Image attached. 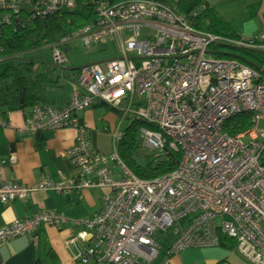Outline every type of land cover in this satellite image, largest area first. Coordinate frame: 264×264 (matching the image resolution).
Wrapping results in <instances>:
<instances>
[{
    "label": "built area",
    "instance_id": "obj_1",
    "mask_svg": "<svg viewBox=\"0 0 264 264\" xmlns=\"http://www.w3.org/2000/svg\"><path fill=\"white\" fill-rule=\"evenodd\" d=\"M179 1L111 5L100 0L96 21L69 38L86 48L112 41L120 53L81 67L69 101L33 108L22 128L31 135L73 128L75 142L66 157L74 176L55 182L42 172L33 187L7 181L4 166L16 163L11 154L0 159V202L23 200L34 190L98 187L105 190L102 210L78 221L56 209L44 210L0 228V242L30 235L37 243L41 227L72 222L93 232L82 250L76 238L64 242L76 261L157 264L161 245L155 234L175 228L168 255L219 246L224 235L249 262L264 264V79L238 60L209 56L210 46L222 38L194 28L180 13ZM30 2L0 0V27L11 24L22 4ZM33 4L36 14L48 15L74 7L75 0ZM233 44L264 49L244 41ZM56 58L63 61L59 52ZM135 100L142 103L135 106ZM97 102L113 108L125 103V116L135 115L150 125L140 129L146 148L182 151L177 168L154 179L132 174L114 145L121 137L119 125L110 133L113 150L100 152L81 118ZM245 111L255 113L254 127L230 135L226 121ZM158 264H169L168 257Z\"/></svg>",
    "mask_w": 264,
    "mask_h": 264
},
{
    "label": "crops",
    "instance_id": "obj_2",
    "mask_svg": "<svg viewBox=\"0 0 264 264\" xmlns=\"http://www.w3.org/2000/svg\"><path fill=\"white\" fill-rule=\"evenodd\" d=\"M242 5L245 9L241 10L236 19L231 18L236 30L245 38L260 37L264 41V0H244ZM65 87L66 84L61 95L51 100L53 102L47 100L45 93L46 103L58 107L67 103L73 91L72 82ZM101 106L105 105L97 104L84 111L81 117L92 130L94 146L100 152L108 154L111 152L112 139L102 129L117 127L119 120L112 110H99ZM28 110L0 114V159L16 155L15 164L4 166V179L30 187L38 184L42 172L55 182L71 179L74 171L66 153L75 142L76 131L64 128L36 135L24 133L22 128L29 115ZM106 140L110 147L106 145ZM104 193L105 190L98 187L82 190L74 188L63 192L52 189L31 191L23 200L8 204L0 202V228L49 209H56L75 221L91 219L102 210ZM92 233V230L72 222L41 227L37 243L30 235L0 242V264H84L74 259L64 242L76 238L77 249L82 250L90 243ZM176 236L175 232L174 237L161 249L157 264L165 256L169 258V264H252L240 255L235 242L231 240H223L219 246L188 248L179 254L168 256L167 250ZM89 264L100 263L92 260ZM138 264L147 263L140 261Z\"/></svg>",
    "mask_w": 264,
    "mask_h": 264
},
{
    "label": "trees",
    "instance_id": "obj_3",
    "mask_svg": "<svg viewBox=\"0 0 264 264\" xmlns=\"http://www.w3.org/2000/svg\"><path fill=\"white\" fill-rule=\"evenodd\" d=\"M34 1L22 4L21 12L12 16L11 24L0 27V62L7 63L4 72L0 74V114L25 112L29 109L27 113L30 115L32 109L37 106L51 105L46 103L45 93L48 89L63 88L65 84L60 80L65 82L70 79L74 90L75 76L80 68L70 73L62 67L67 61V46L78 40L69 38L98 18L100 0H75L74 7L62 8L48 15L36 14ZM106 1L111 5H118L134 0ZM178 9L194 28L222 38L221 42H214L210 46L209 56L214 59L238 60L253 68L257 66L258 69H255L261 73V80L264 79V49L233 44L244 41L258 47L264 46L260 37H243L233 22L220 14L208 0H180ZM231 41L233 43H229ZM47 48L52 50V63L36 57ZM56 52L62 54L63 61L56 58ZM141 103L134 101L135 106ZM97 104L109 107L117 115L119 126L123 121H128L124 131L120 130L121 137L114 145L120 160L132 174L140 179H154L177 168L182 159V151L167 148L160 152L146 148L140 129L150 125L135 115L125 116V103L120 108H113L102 102L95 105ZM254 115V112L245 111L230 117L224 125L225 130L233 136L248 132L254 127ZM102 132L110 135L111 130L105 127ZM138 154L144 155V162L137 159ZM159 233L155 234V240L160 244ZM223 240L233 241L221 235V241ZM162 247L161 245V249Z\"/></svg>",
    "mask_w": 264,
    "mask_h": 264
},
{
    "label": "rangeland",
    "instance_id": "obj_4",
    "mask_svg": "<svg viewBox=\"0 0 264 264\" xmlns=\"http://www.w3.org/2000/svg\"><path fill=\"white\" fill-rule=\"evenodd\" d=\"M214 8L222 15H224L226 18L229 20H232L237 18L239 14L241 13V10H244L245 8L243 7L242 3L244 4L243 1L239 0H208ZM231 20V21H232ZM66 63L64 64L65 70L69 71L70 73H74L77 68H81L83 66L87 65H92L96 63H104L108 60L118 58L120 55L117 46L115 43L108 42L107 45H95L90 49H87L83 43L79 40L72 42L70 45L67 46L66 51ZM39 58H44L47 59L50 63L54 61L53 59V53L52 50L47 48L43 49L41 53L36 56ZM7 67L6 62H0V74H2ZM62 71V70H61ZM64 72V71H62ZM62 84H71L70 79L67 81L63 82L60 80ZM65 87V88H66ZM62 88L60 89H54L51 91L50 89L47 90L46 92V97L49 102H53L51 100L57 99L58 95H61L62 93ZM99 110L103 111H108L110 108L107 106H101L98 108ZM128 125V121H123L120 126L119 130L124 131L125 127ZM109 135V134H108ZM107 136V135H106ZM106 145L108 147L109 143L108 140H106ZM113 150V147L111 148V151ZM137 159L144 162L145 157L143 154H138ZM159 242L160 244L165 247L167 243L174 237L175 235V228L171 229L170 231L166 232H160L159 233ZM162 247V248H163Z\"/></svg>",
    "mask_w": 264,
    "mask_h": 264
},
{
    "label": "water",
    "instance_id": "obj_5",
    "mask_svg": "<svg viewBox=\"0 0 264 264\" xmlns=\"http://www.w3.org/2000/svg\"><path fill=\"white\" fill-rule=\"evenodd\" d=\"M255 68H256V69H258V67H257V66H255ZM263 165H264V163H263Z\"/></svg>",
    "mask_w": 264,
    "mask_h": 264
}]
</instances>
